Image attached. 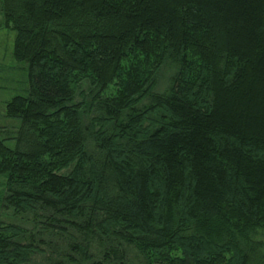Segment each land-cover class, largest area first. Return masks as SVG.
<instances>
[{"label": "trees", "instance_id": "1", "mask_svg": "<svg viewBox=\"0 0 264 264\" xmlns=\"http://www.w3.org/2000/svg\"><path fill=\"white\" fill-rule=\"evenodd\" d=\"M0 15L27 76L2 109L0 205L33 227L0 222V264H249L264 0H0Z\"/></svg>", "mask_w": 264, "mask_h": 264}, {"label": "rangeland", "instance_id": "2", "mask_svg": "<svg viewBox=\"0 0 264 264\" xmlns=\"http://www.w3.org/2000/svg\"><path fill=\"white\" fill-rule=\"evenodd\" d=\"M1 22V15H0ZM14 33L0 26V137H6L5 132L15 131V128L8 124L3 116L2 109L6 102H8L14 95L25 93L27 88V76L26 71L23 69L24 64L17 63L12 57V43ZM177 65L170 60L164 63L156 75V83L154 91L163 92L170 85V79L172 75L176 73ZM91 89V86L87 80L82 81L79 89L75 93L74 100L80 102L82 100L81 92H87ZM87 119V117H86ZM10 135V133H9ZM12 135V134H11ZM7 146H13V141H6ZM3 179L0 177V191L2 190ZM27 217V218H26ZM25 218L30 220L29 216H14L10 210L3 208L0 205V222L4 223H18L27 224L29 229H33L31 224L25 221ZM252 243L256 246V253H253L249 264H264V231L258 229V231L252 235ZM61 239L55 241L57 244L62 245ZM49 254V249L46 250ZM35 261H43V256L38 255Z\"/></svg>", "mask_w": 264, "mask_h": 264}]
</instances>
